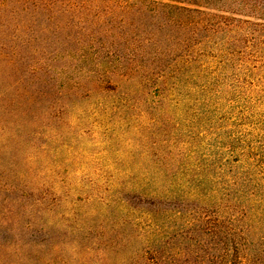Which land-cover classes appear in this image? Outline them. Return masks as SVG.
Instances as JSON below:
<instances>
[{"label":"rangeland","instance_id":"rangeland-1","mask_svg":"<svg viewBox=\"0 0 264 264\" xmlns=\"http://www.w3.org/2000/svg\"><path fill=\"white\" fill-rule=\"evenodd\" d=\"M259 6L57 0L72 15H18L32 38L0 61V184L43 197L59 237L0 264H238L216 218L252 224L264 262V26L237 21L264 23Z\"/></svg>","mask_w":264,"mask_h":264},{"label":"trees","instance_id":"trees-1","mask_svg":"<svg viewBox=\"0 0 264 264\" xmlns=\"http://www.w3.org/2000/svg\"><path fill=\"white\" fill-rule=\"evenodd\" d=\"M164 4L167 5V3ZM133 5L134 4H131V6ZM260 7L262 9L260 11H264V6H259V8ZM28 10L33 11V14L37 13L42 15L43 22H50L52 18H56L57 15L53 13L55 10L58 15H72L70 10L64 8L59 9V7H57V0H0V61L4 66L10 67V65L13 64L12 57L14 54L20 52L18 49H25V46L29 44V38H32L26 34L28 28L27 25L25 26L23 20L17 18L22 12ZM237 21L264 26V23L243 20L241 18H237ZM75 22L74 19H71L68 16L66 22L62 23L61 26L57 24L56 26H73L76 24ZM262 30L264 33V28H262ZM13 46L14 48H12ZM39 61L41 60L39 59ZM11 84L12 83L9 82L6 85V90L12 86ZM0 95H2L3 98L6 97L5 93H0ZM4 105L8 108V103ZM7 191H10L11 193ZM27 192L28 191L25 188H19L15 184H12V182H7L2 185L0 184V250H5L7 253L18 252L22 245H26L28 247H35L38 254L40 250L45 247L53 248L55 245H58L53 244V240L59 237V235H55L57 230L55 229L57 218L53 217L54 219H51V214L57 215L55 213L56 211H54L49 204L47 205L44 203V201L41 200L43 198L41 196L39 197V200H30V198H27ZM11 194H15V196L11 197ZM43 212H46L47 214L48 212L50 213L48 216H45ZM58 214L60 215V218H58L60 222L59 226H65L66 230H72L73 227L66 218V212H58ZM25 215H32L35 219H23ZM232 222L234 223L233 220H228L230 225H233ZM223 223L224 237L228 238V234L232 235L231 243L236 250L234 258H238V264H250V262L251 264L264 263L258 261L256 258L261 250L258 246L259 244H256L250 237L247 238L245 234L249 231L252 224H246V226L240 224L239 228L233 230V227L225 223V220L222 221L216 218L213 224H211L212 229L209 228L211 230L210 232L215 233L214 227L220 226ZM229 229L233 232L231 233ZM36 236L41 237L36 238ZM238 242L239 244L237 245ZM228 250L229 247L226 250V254L228 253ZM137 251L139 252V250ZM144 252H147V248L144 249ZM144 252L140 254L141 258L143 257V254L145 256ZM195 257L193 261L194 263L203 264L201 261L198 262L197 256ZM47 259L48 264H51L54 261L53 257H48ZM144 264H146L145 261ZM150 264L181 263H179L174 257L171 259L162 257L157 261L156 255H154V261Z\"/></svg>","mask_w":264,"mask_h":264}]
</instances>
